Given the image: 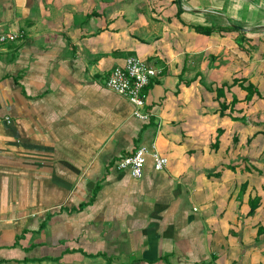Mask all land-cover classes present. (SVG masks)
<instances>
[{"label":"crops","instance_id":"0c3cea01","mask_svg":"<svg viewBox=\"0 0 264 264\" xmlns=\"http://www.w3.org/2000/svg\"><path fill=\"white\" fill-rule=\"evenodd\" d=\"M230 12L225 0H0V35H17L0 40V264H264V123L251 127L247 104L219 110L249 83L264 98V75L250 80L242 58L232 74L225 29L239 26L216 24ZM130 55L161 69L147 120L105 86ZM153 144L164 169L150 156L139 178L117 168Z\"/></svg>","mask_w":264,"mask_h":264},{"label":"rangeland","instance_id":"374dc122","mask_svg":"<svg viewBox=\"0 0 264 264\" xmlns=\"http://www.w3.org/2000/svg\"><path fill=\"white\" fill-rule=\"evenodd\" d=\"M225 5L227 7V12L231 11L230 13L232 15L229 20L226 18H222L220 21L217 20L216 24L218 25L221 22H224L231 23V25L235 24L240 27L239 30H232V32H229L227 37H230L231 40L225 41V43H227L228 50L232 48L231 51H228L231 53H229L232 56L231 58H233L232 65L230 66L232 69V74L238 73V71L235 72V70L239 68L238 65L240 64L239 62L242 58V64L248 63V65H251V67H257L251 72L249 66L243 67V72L247 70L248 77L250 78L252 76L253 79L250 78V80L257 79L258 77L260 78L261 75L258 74V71L264 75V0H225ZM205 17H210V22H214L213 14H205ZM207 18H200L198 19V22L201 24L210 25V23H206ZM194 22H197V20ZM196 33L199 34L198 32ZM214 36L215 34L212 36L210 35L211 38ZM238 43L240 45H238ZM258 57L260 58V61L257 64L255 62L251 63V60H254ZM233 89L239 91V88L237 87H233ZM220 100L222 99L220 98ZM242 101L244 102L237 103L236 107L242 106L243 109V107L246 106L245 104H247V114L245 119L247 122L249 121L251 127L253 125L257 126L264 123V98H259L255 95L254 98L249 101H245L244 99ZM258 111L259 113H257ZM236 113H239L238 110ZM254 131L255 128H249V136L254 133ZM250 141L251 140H249L248 143L249 153L253 152L250 151L252 148ZM248 155L250 157V154ZM257 170L258 173L261 172L260 169ZM245 171L246 170L244 167L243 172L245 173ZM256 179L258 180L257 182ZM259 181V177H251V184L257 183L259 186Z\"/></svg>","mask_w":264,"mask_h":264},{"label":"built area","instance_id":"2783aa9c","mask_svg":"<svg viewBox=\"0 0 264 264\" xmlns=\"http://www.w3.org/2000/svg\"><path fill=\"white\" fill-rule=\"evenodd\" d=\"M16 34L0 35V40H14ZM161 73V69L145 61L137 55H130L122 65L116 66L107 79L105 86L112 91L126 97L135 107L134 115L142 120L149 119L150 113L143 110L147 102L146 89L151 79ZM153 160L156 170L164 169L169 159L161 154L156 145L141 146L131 155L117 162L119 170H128L133 177L139 178L144 172V165L148 157Z\"/></svg>","mask_w":264,"mask_h":264},{"label":"trees","instance_id":"16d2710c","mask_svg":"<svg viewBox=\"0 0 264 264\" xmlns=\"http://www.w3.org/2000/svg\"><path fill=\"white\" fill-rule=\"evenodd\" d=\"M182 11V8L179 7L178 9V12L180 13ZM194 28L196 31L200 32V33H204V34H211L212 32L214 31H221L222 29H217L216 27H213V26H202V25H194ZM232 30H239V27H236V26H230V27H226L225 31H232ZM243 88L247 91V94H246V97L244 98V100H251L253 95H260L259 94V91L257 90V88L255 87V85L253 83H249L247 84L246 86L243 85ZM219 89H217L218 91ZM261 96V95H260ZM264 97V96H263ZM240 100L237 98V97H233L230 101H227V100H224V101H221L220 102V107H219V110L220 111V114L221 115H224L226 110H230V112H234V110H236L235 106L237 105V103L239 102ZM239 110V109H237ZM236 110V111H237ZM244 115H242L241 118H243ZM233 119H238L239 116H232ZM236 142L238 141L237 138H235ZM244 161L246 160H250V157H246V158H243ZM233 167V165H232ZM249 170V168L247 169ZM256 202H260V199L258 198L256 200ZM253 209L251 208V211Z\"/></svg>","mask_w":264,"mask_h":264}]
</instances>
